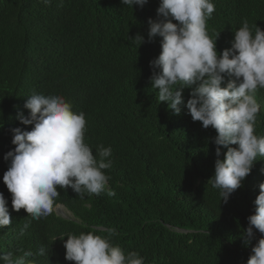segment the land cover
Here are the masks:
<instances>
[{"label":"trees","instance_id":"trees-1","mask_svg":"<svg viewBox=\"0 0 264 264\" xmlns=\"http://www.w3.org/2000/svg\"><path fill=\"white\" fill-rule=\"evenodd\" d=\"M159 3L148 0L143 8H132L121 0H51L47 5L42 0H0V192L14 218L0 232V253H35L39 241L34 236L47 241L95 230L125 254L139 252L144 264H246L255 241L245 246L241 232L255 212L264 156L257 157L228 203L221 202L219 189L208 182L214 175L216 146L209 138L217 135L215 129L194 122L184 105L177 115L158 102L149 62L159 56L162 38L139 47L130 39L140 34L147 40V22L156 17ZM213 3L207 31L213 40L219 33L218 53L231 47L244 20L264 29V0ZM33 91L62 95L74 112L85 113V141L94 156L100 145L112 149V167L103 171L111 177L108 188L115 195L85 193L81 199L71 188L57 186L56 204L70 207L81 225L52 214L31 220L21 236L30 214L12 209L3 157L15 147L11 129L32 128L16 115H28L24 104ZM189 94L186 88L184 104ZM255 95L260 104L255 134L264 136V89ZM54 256L47 249L28 259L54 264Z\"/></svg>","mask_w":264,"mask_h":264},{"label":"clouds","instance_id":"clouds-1","mask_svg":"<svg viewBox=\"0 0 264 264\" xmlns=\"http://www.w3.org/2000/svg\"><path fill=\"white\" fill-rule=\"evenodd\" d=\"M42 2L47 5L51 0ZM147 2L121 0L132 8H143ZM214 11L213 0H160L156 17L147 22V40L140 34L130 39L139 47L162 38L159 56L149 62L153 69L149 79L158 92V102L166 103L177 115L184 105L194 122H201L204 129H215L217 135L209 138L216 146L214 175L208 182L219 189L221 202L226 204L230 195L243 186L257 157L264 156V136L255 134L260 111L255 94L264 89V29L257 24L250 26L244 20L234 32L231 47L218 53L219 33L213 40L207 31V20ZM186 88L190 89V98L184 104ZM24 108L29 110L28 115L18 111L16 119L32 128L30 131L12 128L11 143L15 147L3 157L7 162L3 182L12 194V209L19 212L23 208L30 214L20 235L25 234L31 220L42 221L52 214L81 225L70 207L56 204L60 196L57 186L64 190L71 188L81 199L85 193L99 196L107 192L114 196L115 192L108 188L111 177L103 171L112 167V149L100 145L99 159L94 156L85 141V113L74 112L72 104L62 95L46 96L33 91ZM221 146L227 151L222 152ZM254 204L255 212L247 217L248 226L241 237L245 246L255 241L246 264H264V182L259 184ZM13 220L8 200L0 192V232ZM257 231L261 234L259 238ZM109 232L118 235L115 229ZM94 233L95 230L79 235L63 234L47 241L32 233L39 241L35 253L31 250L22 256L0 253V264H33L28 258L43 256L47 249L54 252V264H144L139 252L125 254L109 238Z\"/></svg>","mask_w":264,"mask_h":264},{"label":"bare ground","instance_id":"bare-ground-1","mask_svg":"<svg viewBox=\"0 0 264 264\" xmlns=\"http://www.w3.org/2000/svg\"><path fill=\"white\" fill-rule=\"evenodd\" d=\"M3 231H4V229H3Z\"/></svg>","mask_w":264,"mask_h":264}]
</instances>
